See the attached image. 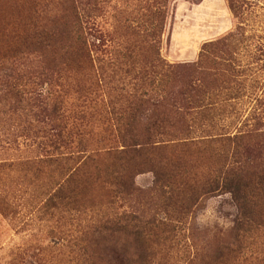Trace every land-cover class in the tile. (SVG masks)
Returning <instances> with one entry per match:
<instances>
[{
    "label": "rangeland",
    "instance_id": "1",
    "mask_svg": "<svg viewBox=\"0 0 264 264\" xmlns=\"http://www.w3.org/2000/svg\"><path fill=\"white\" fill-rule=\"evenodd\" d=\"M17 1L24 17L19 21L8 15L3 20L0 61L7 63L12 59L8 55L17 54L18 68L23 69L28 62H23L21 53L7 52V47H17L19 37L27 33L29 12L35 4L45 10L47 0ZM50 1L58 5V0ZM97 2L101 9L92 24L107 37L104 45L90 38L95 43L91 47L94 71L98 61L110 59L117 63L133 61L137 68L146 66L156 51L169 65L195 64L196 76L189 79L198 89L186 91L184 76L168 81L165 77L164 85L156 89L142 87L136 74H113L105 66L103 74H90L84 56L64 53L60 60L66 64L60 67L53 90L61 95L69 121L76 126L83 124L81 138L92 149L106 148L111 143L119 146L116 128L122 123L110 112L108 100H115L120 93L145 91L159 95L162 103L141 109V120L139 124L135 122L136 141L146 133L169 145L185 137L195 143L213 142L210 146L199 143L198 150L190 147L182 158L186 167L178 171L166 166L173 160V153L167 151L132 156L117 176L112 174L108 158L87 171V180L83 178L77 185L74 205L57 199L49 201L61 184L65 187L67 172L61 164L42 162L39 124L30 114L29 105L16 102L10 88L0 89V264H96L95 257L90 256L105 250L111 253L115 238L112 240L110 234L101 238L86 236L85 226L90 218L112 216L113 212L105 207L118 182H132L128 204L136 215L167 222L168 189L164 188L166 182L156 183L158 172L161 180L167 178L177 185L186 177L197 196L221 162L217 153L248 159L247 171L233 178L241 190L254 189L252 181L264 174V0ZM157 8L163 13L155 20L151 15ZM157 23L162 29L156 44L151 38L141 43L144 40L136 37V30L142 34ZM63 45L62 39L55 42V56L59 57ZM33 66L39 69L40 62ZM23 75L15 83L31 89L26 83L28 75ZM146 75L150 78L155 74ZM89 87L90 103L82 105L86 117L81 121L75 118L77 102L80 91ZM26 93L25 90L28 96ZM172 100L180 102L181 108L172 107ZM184 105L192 107V113L186 112ZM158 114L165 119L162 128L152 127V122L143 126ZM240 135L243 140L234 138ZM194 175L197 179L192 178ZM183 191V195L189 194L188 189ZM236 213V202L230 194L212 191L192 206L180 231L170 234L146 230L136 234V260L143 255V264H264V196L251 211L253 231L239 242L235 240L236 233L231 232ZM117 235L121 242L126 234ZM127 249L132 252L135 247L128 243Z\"/></svg>",
    "mask_w": 264,
    "mask_h": 264
},
{
    "label": "trees",
    "instance_id": "2",
    "mask_svg": "<svg viewBox=\"0 0 264 264\" xmlns=\"http://www.w3.org/2000/svg\"><path fill=\"white\" fill-rule=\"evenodd\" d=\"M19 3L20 1L17 0H0V32H3V27H5L3 20L8 15L19 19V21L24 17L20 13L22 8ZM44 9L39 10L38 4H35L33 10L29 12L31 21L27 23L29 26L27 33L19 37L16 48L10 45L7 47V52L16 51V53H21L23 62L26 61L28 63L25 68H18L17 54L15 56L8 55L12 59L7 63L0 61V89L10 88L16 97V102L25 101L29 105L30 114L39 124L38 129L41 140L38 147L43 152L42 162L61 164L67 172L64 180L65 187L61 184L62 187L59 186L48 197L49 201L57 199L74 205L76 203L77 185L83 178L84 182L87 180V171L108 158L112 162L109 168L111 167L112 174L117 176L121 171V166L127 163V160L132 156L167 151L173 153V160H169L166 166L178 171L186 167L182 158L188 150L191 148L198 150L199 143L204 144V146H210L213 142L212 140H199L195 143L186 141L188 137H185L182 141H174V143L169 145V143L154 140V134L148 136L146 133L139 142L136 141L135 122L139 124V120H141L139 114L141 109L159 106L162 103V99L157 94H147L145 91L138 93L135 91L133 94L120 93V96L115 95L116 99L110 98L107 103L109 104L110 112L115 115V120L122 123L116 128L120 135V145L116 146L111 143L108 147H102L99 150L90 148L89 144L81 138L84 133L83 124L76 126L74 121H69V115H67L66 109L63 108V103L60 100L61 95L55 94L53 90V86L58 80L59 69L66 64V62L60 60V55L68 53L70 57L73 55L84 56L86 58L85 65L90 74H103L105 71L103 66H105L104 68H111L113 74H136L142 87L149 85L156 89L164 85L165 77L168 81L184 76L186 78L184 89L196 92L197 86L189 79V77L193 78L196 76L194 74L196 67L195 64L185 66L169 65L154 51L150 56V61L147 62L148 65L146 66L148 67L143 65L137 68L136 63L133 61L117 63L115 59H110L104 63L101 60L98 61L97 69L94 71L95 61L91 55V47L95 46V43L91 42L90 38L93 36L99 44L103 42L101 44L104 45V41L106 42L105 36L107 37L106 33L95 29L92 24V21L97 17L96 13L101 9L99 2L97 0H58L57 5L47 0ZM162 13L163 11L157 8L151 16L158 20L160 16L162 17ZM161 29L162 26L157 23L156 26L142 34L136 30V37L140 36L144 40L141 43H146L151 38L153 43L156 44V39ZM59 39L63 40L64 45L60 48L59 57H57L53 50L55 49V42ZM151 46L154 47V45ZM30 55H33V57L30 58ZM35 62H40L39 69H34L33 64ZM120 65L123 66L121 67ZM181 72H186V74ZM23 74L28 75L26 83L32 86L31 89L15 83L16 78L25 77ZM146 74L155 75L149 78ZM34 86L45 88V90L41 91L39 88L36 90ZM25 90L27 91L26 94H29L28 96L24 94ZM89 90L90 87L80 91V99L77 102L79 104H77L78 112L75 118L81 121L86 117L82 105L84 102L90 103L87 99V95L90 94L88 93ZM103 102L101 100L102 104ZM169 104L174 108H181L180 102L176 100H172ZM185 109L186 112L192 113L190 111L192 107L186 105ZM164 120L162 115L158 114L152 117V121L143 122V126H150L152 122V127L162 128ZM186 133H189L188 130H186ZM247 133H250V131ZM234 138L236 140L238 138L241 141L244 137L240 135ZM215 156H220L221 162L216 169H213L215 170L214 173L210 176L207 185L199 192V196H197L196 191H193L189 179L186 177L184 181L177 185L171 183L167 178L161 180L159 172L156 173V183L161 185V182H166L164 188L168 189V196L165 197L167 202L166 216H169L167 222H160L153 217L143 218L136 215V210H133V207L128 204L132 182L130 184L116 183V190H113L108 205L105 207L109 212H113L112 216L105 219L100 216L95 220L90 218L85 226L86 236L90 235L91 237L94 234L95 237L101 238L110 234L112 240L115 238L111 246V253H107L105 250L92 254L90 257H95L96 264H143V255H140L138 260H136V234L140 235L141 232L146 230L157 232L165 230L170 234L180 231L182 224L186 222L188 213L198 199L203 196L205 198L209 197L212 191L217 190L230 194L236 202L237 213L233 218L231 228V232L236 233V242H239L240 238L247 233L252 232L255 221L251 211L257 205V200L264 196V174L257 176L252 181L254 189L241 190L240 185L236 184L233 178L247 171L248 159L242 157L235 159L233 155L228 156V154L218 153ZM196 177L194 175L192 178L197 179ZM113 179L119 180V177ZM65 189L67 192H65ZM183 189H188L189 194L183 195ZM120 199L123 201L119 202ZM123 205H126V208H123ZM121 233L126 235L124 240L120 242L118 241L120 238L116 237L118 236L117 234ZM128 243L135 247L134 251H128ZM99 244L96 243L98 246Z\"/></svg>",
    "mask_w": 264,
    "mask_h": 264
}]
</instances>
